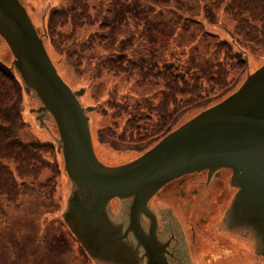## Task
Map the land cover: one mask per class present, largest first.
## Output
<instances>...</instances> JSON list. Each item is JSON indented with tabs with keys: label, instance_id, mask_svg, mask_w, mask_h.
Masks as SVG:
<instances>
[{
	"label": "rangeland",
	"instance_id": "374dc122",
	"mask_svg": "<svg viewBox=\"0 0 264 264\" xmlns=\"http://www.w3.org/2000/svg\"><path fill=\"white\" fill-rule=\"evenodd\" d=\"M19 1L27 10L60 77L74 93H79V102L89 119L95 153L108 167L129 163L143 154L136 150L116 151L98 141L99 130L115 127L113 112L109 109L112 94H116L117 102L130 101L131 106L141 105L143 108L140 110L131 109L135 115H149L150 106L158 103L156 90L162 89V86L158 87L159 90L154 87V76L162 65L178 62L194 77L209 78L213 74L210 67L214 64L217 45L221 41L232 40L235 26L221 10L214 8V0H89V17L94 24L78 31L76 39L83 42L94 34L107 39L86 55L78 72L72 67V62L47 40L49 11L69 5L70 1ZM102 25L107 28L101 30ZM60 32L67 34L70 27ZM57 41H61L60 36ZM119 55L137 62L139 72L132 77L106 73L95 77L94 69L99 58ZM246 57L249 62L247 75L264 65V54ZM0 61L7 67H11L14 61L9 46L1 38ZM41 107L34 94H25L23 120L28 127L21 138L25 141L38 139L58 148L60 134L57 125L51 115L41 111ZM197 114L198 111L191 113L185 121ZM124 122L125 119L117 121L118 134L123 131ZM57 153L62 169L52 200L57 211L42 215L37 218L38 222H34L33 216L44 210L41 197L21 195L18 210H6L8 217L2 220L0 264H94L88 263L82 247L65 224L63 212L72 182L65 171L62 152L57 149ZM48 176L44 174L41 183ZM51 211H54L52 207ZM212 219L206 218L202 228H195L203 252L198 257V264H264V256L255 252L245 235L216 230L211 225Z\"/></svg>",
	"mask_w": 264,
	"mask_h": 264
},
{
	"label": "water",
	"instance_id": "95a60500",
	"mask_svg": "<svg viewBox=\"0 0 264 264\" xmlns=\"http://www.w3.org/2000/svg\"><path fill=\"white\" fill-rule=\"evenodd\" d=\"M0 37L13 54L10 69L20 76L26 94H34L42 104L41 111L51 115L57 125L58 152H62L72 182L68 207L74 186L79 192L73 195L85 197L83 202L73 199L72 217L80 211L81 217H93L102 224V210L113 199H131L135 210L173 179L227 168L238 189L227 217L250 231L236 230L264 256V65L249 74L236 92L169 133L137 159L108 167L96 156L79 93L58 74L19 0H0ZM115 204L117 201L111 206ZM96 226L77 236L85 244H98L103 233Z\"/></svg>",
	"mask_w": 264,
	"mask_h": 264
},
{
	"label": "trees",
	"instance_id": "16d2710c",
	"mask_svg": "<svg viewBox=\"0 0 264 264\" xmlns=\"http://www.w3.org/2000/svg\"><path fill=\"white\" fill-rule=\"evenodd\" d=\"M69 1V5L49 11L47 40L80 72L86 55L107 37L94 34L83 42L77 41V32L91 27L94 21L89 17V0ZM214 8L221 10L235 26L232 40L221 41L217 45L214 64L210 67L213 74L209 78L194 77L178 62L162 65L154 76V87L162 86L161 90H156L158 103L150 106L149 115L145 117H139L131 110H140L143 108L141 105L131 106L130 101L117 102L116 94H112L109 109L113 112L115 127L98 131L100 143L108 144L116 151L144 153L188 121L189 118L185 121L186 116L212 107L243 84L247 76L245 57L264 54V0H214ZM66 27H70L69 33L60 32ZM100 28L105 30L107 26ZM58 36L61 37L60 42L57 41ZM139 70L138 63L125 55L115 58L103 56L96 62L94 75L96 78L103 73L132 77ZM24 96L17 73L0 62V228L2 220L8 217L6 210H18L21 195L41 197L44 210L33 216L34 222H38L37 218L42 215L57 211L52 204L62 174L57 148L38 139L25 141L21 138L28 127L23 120ZM122 119H125V126L118 134L117 121ZM44 174L49 176L41 183ZM45 201L51 206L45 205Z\"/></svg>",
	"mask_w": 264,
	"mask_h": 264
},
{
	"label": "flooded vegetation",
	"instance_id": "af4514ba",
	"mask_svg": "<svg viewBox=\"0 0 264 264\" xmlns=\"http://www.w3.org/2000/svg\"><path fill=\"white\" fill-rule=\"evenodd\" d=\"M72 192L71 205L75 204L74 198L84 201L82 195H73L79 192L77 186ZM237 192L230 169H206L173 179L138 209L133 210L131 199H115L114 207L111 201L102 210V224L93 217H81L80 211L72 217L75 209L71 205L63 216L72 218L65 224L88 263L198 264L203 252L195 228H202L206 218H218L212 219L211 225L227 234L236 230L250 233L227 217ZM94 224L103 239L98 244H85L77 233L88 234L89 226Z\"/></svg>",
	"mask_w": 264,
	"mask_h": 264
}]
</instances>
